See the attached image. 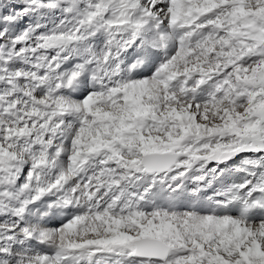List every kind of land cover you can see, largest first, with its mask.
I'll list each match as a JSON object with an SVG mask.
<instances>
[{"label":"snow or ice","instance_id":"obj_1","mask_svg":"<svg viewBox=\"0 0 264 264\" xmlns=\"http://www.w3.org/2000/svg\"><path fill=\"white\" fill-rule=\"evenodd\" d=\"M0 264H264V0H0Z\"/></svg>","mask_w":264,"mask_h":264}]
</instances>
